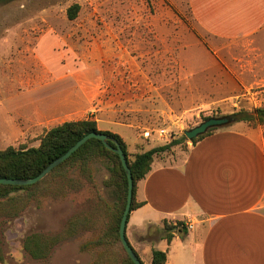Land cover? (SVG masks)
Masks as SVG:
<instances>
[{"label": "rangeland", "instance_id": "1", "mask_svg": "<svg viewBox=\"0 0 264 264\" xmlns=\"http://www.w3.org/2000/svg\"><path fill=\"white\" fill-rule=\"evenodd\" d=\"M73 4L79 9L69 20ZM256 108L264 109V27L236 41L212 38L195 23L186 0H21L0 6V150L37 147L49 129L91 118L99 130L124 137L130 159L180 139L160 154L174 156L191 145L184 130L205 118ZM248 126L235 121L218 129L250 133ZM252 128L264 139V123ZM161 129L163 138L156 134ZM146 131L152 135L145 138ZM90 172L88 180L74 169L39 193L0 207L7 264L94 260L96 252L80 247L97 228L79 229L43 260L21 246L26 235H55L72 218L93 216L100 200L113 206L101 162Z\"/></svg>", "mask_w": 264, "mask_h": 264}, {"label": "crops", "instance_id": "2", "mask_svg": "<svg viewBox=\"0 0 264 264\" xmlns=\"http://www.w3.org/2000/svg\"><path fill=\"white\" fill-rule=\"evenodd\" d=\"M186 1L212 38L236 41L264 27V0ZM248 129H218L182 154L153 158L136 184L140 205L125 228L142 261L159 250L166 264H264V139ZM164 220L185 228H175L169 243L162 238Z\"/></svg>", "mask_w": 264, "mask_h": 264}, {"label": "trees", "instance_id": "3", "mask_svg": "<svg viewBox=\"0 0 264 264\" xmlns=\"http://www.w3.org/2000/svg\"><path fill=\"white\" fill-rule=\"evenodd\" d=\"M16 1L21 0H0V6ZM78 9L79 6L77 4L71 5L67 9V18L69 20H74ZM224 117H229L231 122H244L251 127H255L256 124L262 125L264 123V109L256 108L253 112L239 110ZM207 119L209 118H205L204 121ZM217 129L218 128L209 129L205 134L192 139L191 144H195ZM91 132L102 133L114 139L125 155L133 180L130 212L140 205L135 201L136 184L149 172L153 158L157 155L168 152L171 147L181 143L180 139L171 140L164 145L136 153L133 158L130 159L123 140L115 133L99 130L94 119L89 118L78 121H65L49 129L42 136L37 147H7L0 150V178L27 179L37 176L49 163L63 155L79 139ZM107 143L111 147H114L112 142L107 141ZM95 162H101L108 173L103 184L104 187L110 191V195L113 199V206L107 208L100 200V205L94 210L93 216L81 215L72 218L66 227L58 234L47 235L33 233L26 235L22 240L21 246L23 251L32 259H46L57 244L73 237L81 228H97V234L92 239L83 243L80 247L84 252H96L94 260L90 264H133L124 251L118 235L119 222L126 203V175L118 156L112 151L107 150L99 140L89 139L67 160L55 167L41 181L33 185H0V207H7L11 203L27 198L28 195L39 193L42 189L49 187V181H54L56 179L62 181L65 175L74 169L78 170L80 176L91 180L92 174L90 172V167ZM19 191H22L19 195L17 194L15 197H9L11 193ZM6 199V203H1V200ZM5 212H10V210ZM16 213L17 211L14 210L9 214H11L10 216H14ZM180 226L182 231H184L185 228L182 223L172 225V223L164 220L162 227L163 240H165L166 243H169L172 239L174 229ZM133 252L139 259L140 263L145 264L134 250ZM0 264H7L2 255L1 249ZM149 264H166L165 252L152 250Z\"/></svg>", "mask_w": 264, "mask_h": 264}, {"label": "water", "instance_id": "4", "mask_svg": "<svg viewBox=\"0 0 264 264\" xmlns=\"http://www.w3.org/2000/svg\"><path fill=\"white\" fill-rule=\"evenodd\" d=\"M230 122L231 120L229 117L209 118L205 121H202L201 123H199L198 125L194 126L189 130H184L183 135L186 139L191 141L192 139L205 134L209 129L219 128L221 126L228 125ZM89 139L99 140L107 150L115 153L120 160L121 166L124 170L127 179V195H126L125 207L119 222V228H118L119 240L124 251L130 258L132 263L141 264L139 259L137 258L131 247L129 246L125 237L126 221L130 213V206L132 201L133 180L123 151L121 150L119 144L109 136L102 133H94V132L86 134L81 139H79L73 146H71L63 155L59 156L51 163H49L37 176L27 179L0 178V185L24 186V185H33L39 182L44 177H46L55 167H57L62 162L67 160L75 151H77ZM107 141L112 142L114 144V147H111L107 143Z\"/></svg>", "mask_w": 264, "mask_h": 264}, {"label": "built area", "instance_id": "5", "mask_svg": "<svg viewBox=\"0 0 264 264\" xmlns=\"http://www.w3.org/2000/svg\"><path fill=\"white\" fill-rule=\"evenodd\" d=\"M156 134H157V136L159 138H163V136L166 135L167 133H166L165 130L161 129V130L156 131ZM143 135H144L145 138H147V137H149L152 134L149 131H146ZM186 228L190 229L191 225H186Z\"/></svg>", "mask_w": 264, "mask_h": 264}]
</instances>
